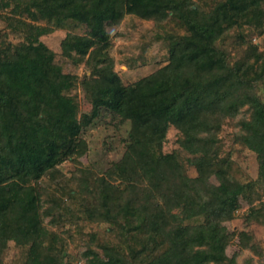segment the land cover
<instances>
[{
    "label": "trees",
    "instance_id": "obj_1",
    "mask_svg": "<svg viewBox=\"0 0 264 264\" xmlns=\"http://www.w3.org/2000/svg\"><path fill=\"white\" fill-rule=\"evenodd\" d=\"M264 0H0V17L25 33L28 42L0 41V261L9 241L22 247V264H66L59 233L44 225H61L62 208L55 194L42 210V186L15 197L9 184L38 182L70 157L84 127L107 115L129 120L128 147L116 170L127 182V192L115 194L101 179L83 182V190L103 205L100 213L119 224L131 209L140 224L125 228L126 245L87 244V264H238L226 246L233 233L226 226L246 185L223 168L213 169L209 156L218 150V136L226 118L248 106L250 117L240 122V141L257 153L259 180L264 182V53L251 45L242 58L232 61L220 42L229 30L240 27L243 15L260 10ZM125 14L145 19L171 17L187 29L168 35L169 63L131 85H125L109 66L110 57L100 42L110 33L105 22ZM86 24L88 34L68 33L62 54L86 64L94 95L88 121L79 118L80 103L68 92L80 77L65 72L55 52L41 36L52 24ZM45 22L46 24H42ZM92 48V49H91ZM94 48V49H93ZM183 135V146L193 154L197 177L182 171L174 154L160 148L169 127ZM214 173L218 184L209 181ZM143 182H147L145 187ZM92 195V196H94ZM178 209L177 213H173ZM94 210V209H93ZM204 217V221L192 220ZM264 223V205L249 213ZM242 248L257 251L251 232H239ZM70 264V263H69Z\"/></svg>",
    "mask_w": 264,
    "mask_h": 264
},
{
    "label": "rangeland",
    "instance_id": "obj_2",
    "mask_svg": "<svg viewBox=\"0 0 264 264\" xmlns=\"http://www.w3.org/2000/svg\"><path fill=\"white\" fill-rule=\"evenodd\" d=\"M12 6L1 10L2 15L11 13ZM46 24L45 22H41ZM53 31L41 36L56 54L55 61L65 72L80 77L78 84L68 93L76 95L80 103L79 118L88 121L95 100L90 88L97 75H92L86 64L90 52L82 62L74 64L62 54V41L68 33L79 35L88 34L86 24L68 21L64 26L52 24ZM105 28L110 33L106 43L100 42L95 47L103 48L109 59V66L118 73L125 85H131L139 79L150 75L169 63L170 42L168 35H183L186 27L179 21L168 17L164 20L145 19L135 14H125L105 22ZM0 41L15 44L28 42L25 33L13 28L5 19L0 17ZM234 62L242 58L251 45L256 52L264 53V4L260 10H250L243 15L240 27L229 30L224 41L220 42ZM92 49V48H91ZM94 49V48H93ZM259 94L264 97V82H259ZM250 117L248 106L242 108L239 114L226 118L218 136V152L209 156L213 169L223 168L229 176L246 185V191L237 200L232 217L226 221V226L233 233V238L226 246L229 257H235L238 264H264V223L250 220L249 213L264 205V182L259 180L260 164L257 153L240 141L242 130L240 122ZM131 127L129 120H122L113 115H107L96 123L84 127L74 153L61 161L56 170L42 176L38 182L22 186L12 184L15 197L28 193L34 186H42V210L51 203V196L45 190L55 194L62 208V224L52 225L51 216H44V225L62 237L59 246H63L64 263L87 264L84 252L89 242L93 248L102 251L99 243L111 245H126L125 228H134L140 224L138 212L131 209L121 218L119 224L106 220L100 213L103 205L100 199L88 194L83 188V182L97 186L101 177L109 183L115 194L120 190L127 192L129 187L120 173L116 170L128 147V131ZM183 135L176 127H169L161 152L174 154L181 165L182 171L194 178L198 170L191 161L197 154L189 152L182 144ZM209 181L218 184L219 179L214 173L209 174ZM147 186V182H143ZM94 209V210H93ZM177 213L178 209H174ZM204 221V217L192 220V223ZM251 232L257 243V251L242 248L239 242V232ZM25 254L22 247L14 241H9L4 250L0 264H22Z\"/></svg>",
    "mask_w": 264,
    "mask_h": 264
}]
</instances>
